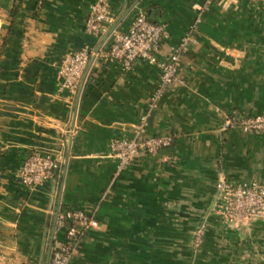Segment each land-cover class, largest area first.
<instances>
[{"label": "crops", "instance_id": "obj_1", "mask_svg": "<svg viewBox=\"0 0 264 264\" xmlns=\"http://www.w3.org/2000/svg\"><path fill=\"white\" fill-rule=\"evenodd\" d=\"M204 1L110 5L124 32L139 12L165 24L167 52ZM93 2L0 0V264H49L61 209L95 211L99 222L72 264H197L198 230L211 264H230L233 254L248 253L257 228L264 264V219L239 231L216 210L220 179L264 183V134L223 128L233 113L264 115V0L214 1L183 58L181 80L153 109L160 70L143 60L125 69L109 58L107 46L85 30ZM83 49L99 55L72 101L60 88L59 64ZM146 115L149 135H173L174 142L120 170L111 142L131 137ZM74 124L78 132L70 136ZM57 149L58 176L27 188L19 176L26 159Z\"/></svg>", "mask_w": 264, "mask_h": 264}, {"label": "built area", "instance_id": "obj_2", "mask_svg": "<svg viewBox=\"0 0 264 264\" xmlns=\"http://www.w3.org/2000/svg\"><path fill=\"white\" fill-rule=\"evenodd\" d=\"M111 0H94L91 5L85 30L87 34L100 38L107 46L108 56L131 69L138 60L157 66L160 70L159 83L150 99L153 109L165 90L179 82L183 58L188 53L191 41L202 21L204 13L216 0H205L196 4V20L180 43L163 50L167 39L165 24L151 22L144 12H139L129 29L122 31L111 11ZM231 5L236 0H218ZM98 52L78 50L65 55L59 64L60 88L69 92L72 101H79L91 71V59ZM149 115L143 116L131 137L116 138L111 142V155L118 159L119 169L141 156H157L160 150L170 147L173 135L152 136L148 132ZM77 124L68 130L70 136L78 132ZM224 130L242 134H264V115H240L233 113L225 118ZM63 156L60 149L51 153L36 151L23 164L19 176L21 182L34 190L45 182L56 178L61 170ZM218 199L216 210L224 221L243 230L249 224L264 219V183L230 182L224 178L217 183ZM99 226L96 212L61 209L54 216V234L49 264H72L80 253L86 237ZM60 233L62 236L60 237ZM203 231L198 230L195 244L200 245Z\"/></svg>", "mask_w": 264, "mask_h": 264}, {"label": "rangeland", "instance_id": "obj_3", "mask_svg": "<svg viewBox=\"0 0 264 264\" xmlns=\"http://www.w3.org/2000/svg\"><path fill=\"white\" fill-rule=\"evenodd\" d=\"M218 183V182H217ZM256 229V228H255ZM256 231V236L253 235L249 238V241L246 242L247 247L249 248L248 253H235L233 254V257L228 260L227 262L230 261V264H258V228L255 230ZM204 240H202L201 247H199L198 249H196V254H198V261L199 263L197 264H211L214 260L212 259V255H207V254H202L201 250L204 248ZM203 243V244H202ZM199 245V246H200ZM243 257H242V256ZM220 263H222L223 261L226 262L225 258H221ZM193 262V261H192Z\"/></svg>", "mask_w": 264, "mask_h": 264}, {"label": "trees", "instance_id": "obj_4", "mask_svg": "<svg viewBox=\"0 0 264 264\" xmlns=\"http://www.w3.org/2000/svg\"><path fill=\"white\" fill-rule=\"evenodd\" d=\"M223 219V218H222ZM223 221H224V219H223ZM256 223H258V221H255V222H253V223H251V224H249L246 228H244L243 230H250V228L253 226V224H256ZM243 230H240V231H243ZM203 240H204V243H205V239H204V237H203Z\"/></svg>", "mask_w": 264, "mask_h": 264}, {"label": "water", "instance_id": "obj_5", "mask_svg": "<svg viewBox=\"0 0 264 264\" xmlns=\"http://www.w3.org/2000/svg\"><path fill=\"white\" fill-rule=\"evenodd\" d=\"M215 203L212 204L211 208H214Z\"/></svg>", "mask_w": 264, "mask_h": 264}]
</instances>
